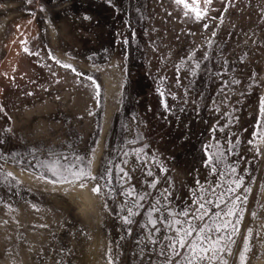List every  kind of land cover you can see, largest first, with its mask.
<instances>
[{"label":"rangeland","instance_id":"374dc122","mask_svg":"<svg viewBox=\"0 0 264 264\" xmlns=\"http://www.w3.org/2000/svg\"><path fill=\"white\" fill-rule=\"evenodd\" d=\"M15 1L0 0V264H152L149 205L233 181L229 264L246 244L264 264V0H202L201 20L175 0ZM69 165L103 194L52 183Z\"/></svg>","mask_w":264,"mask_h":264},{"label":"snow or ice","instance_id":"6c2138e0","mask_svg":"<svg viewBox=\"0 0 264 264\" xmlns=\"http://www.w3.org/2000/svg\"><path fill=\"white\" fill-rule=\"evenodd\" d=\"M175 2L191 12L197 20H201L207 15V10L200 6L202 0H175ZM203 3L211 5L212 0H203ZM204 27L207 28L208 25L205 24ZM24 51L29 52L27 48ZM64 66L71 67V65ZM72 70L76 72L75 68ZM77 75H81V73H77ZM262 128L264 125H258L254 135L264 137ZM249 143L252 141L250 140ZM64 159L66 160L67 157ZM211 160L212 157L210 156L209 161L211 162ZM212 170L215 171V168ZM232 171L235 172V169L233 168ZM7 175L12 176V173ZM53 175L57 176V180L52 181V183L78 186L81 191L87 189L90 182H97L91 187V192L93 195L103 194V188L98 181L105 179V176L93 175L90 169L85 171L75 165H69L68 168L60 170V167L57 166V169L53 170ZM149 175L152 173L149 172ZM233 183L235 188H229L226 192L220 193L216 200L211 198V195L215 193L214 189L203 190L209 193L207 198L202 195L198 196L194 192L191 204H185L179 210L169 211V205H165L162 209L159 201L150 204L148 207V224L143 225V227L149 228V225L151 226L146 234V239L152 245L151 251L156 255V260L152 261V264H229L227 257L232 255L229 245L235 243L232 234L238 231V227L226 217L235 216L237 213L232 209L223 212L221 206H226L228 203L223 199L225 195L234 193L237 188L241 187V182L233 181ZM155 186L152 184V187ZM133 192H135L134 188L130 189L128 194L131 195ZM164 193H167V189L164 190ZM148 195L150 194H141L138 196V200H145ZM77 199L80 200L81 198L77 197ZM165 199H167V195H165ZM236 199L239 200L240 198L237 196ZM136 206L139 207L138 204ZM213 209L218 210L214 211ZM127 211L131 213L130 208ZM153 214H157L156 218H152ZM123 219L126 223H131L128 216H124ZM248 251L250 248L246 244L235 258L237 264H246ZM109 264H112V261H109Z\"/></svg>","mask_w":264,"mask_h":264},{"label":"bare ground","instance_id":"6f19581e","mask_svg":"<svg viewBox=\"0 0 264 264\" xmlns=\"http://www.w3.org/2000/svg\"><path fill=\"white\" fill-rule=\"evenodd\" d=\"M16 1H17V0H16ZM16 1H15V2H16ZM10 4H13V2H11ZM14 4H15V3H14ZM16 4H17V2H16ZM23 4H24V3H19L18 5H16V7H19L20 10H23ZM14 6H15V5H14Z\"/></svg>","mask_w":264,"mask_h":264}]
</instances>
